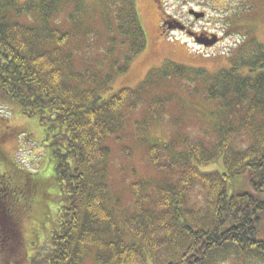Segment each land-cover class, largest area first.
Listing matches in <instances>:
<instances>
[{
  "label": "trees",
  "instance_id": "obj_1",
  "mask_svg": "<svg viewBox=\"0 0 264 264\" xmlns=\"http://www.w3.org/2000/svg\"><path fill=\"white\" fill-rule=\"evenodd\" d=\"M109 1L117 6L119 33L130 41V61L145 45L136 1ZM67 5L72 7L69 17L75 14L78 21L80 0H0V101L37 118L48 149L47 178L18 171L14 163L0 170V185L6 187L0 198H9H2L6 209L19 211L20 222L34 203L31 215L40 212L34 223L47 232L45 242L32 241L39 245L33 246L28 264H83L90 256L95 264H204L209 255L228 256L226 247L246 256L255 253L264 262L263 44L250 38L247 44L254 51L247 57L238 50L226 70L212 76L207 91L217 104L218 124L211 140L185 136L148 145L150 166L173 179L154 187L148 181L131 182L132 202L122 207L107 182L105 142L122 129L124 111L145 102L143 86L107 95L104 85L111 76L100 80L91 69H74L79 49L68 43L80 28L64 30L56 23ZM168 100L150 98L148 116L160 119ZM136 123L140 137L144 127ZM5 127L0 137L24 132ZM219 158L221 169H200ZM11 172L31 195L38 187L44 192L38 208L35 196L26 199L21 185L6 179ZM194 185L202 194L197 208L187 206ZM11 240L14 253L15 234ZM12 258L8 255L6 264Z\"/></svg>",
  "mask_w": 264,
  "mask_h": 264
},
{
  "label": "rangeland",
  "instance_id": "obj_2",
  "mask_svg": "<svg viewBox=\"0 0 264 264\" xmlns=\"http://www.w3.org/2000/svg\"><path fill=\"white\" fill-rule=\"evenodd\" d=\"M135 1L145 45L130 61L127 60L130 56V41L119 33L118 19L115 18L117 6H112L109 0H80L82 7L78 11L76 22L75 14L69 17L72 14L70 5L65 6L56 17V23L64 30L80 28L76 37L68 43V46L79 49L75 54L74 69H91L100 80L112 77V81L104 85V94L110 95L122 87L143 86L145 102L134 109H126L122 129L105 142L110 151L107 182L122 207L129 206L132 202L131 182L148 181L154 187L172 177V174L150 166L148 145L171 140L179 142L185 136L193 140L204 139L205 143L211 140L212 129L218 124L217 104L208 98L207 91L214 81L211 80L212 76L225 71L230 60L239 55L238 50L242 51L240 55L248 57L254 51V47L251 49V44H247L250 38H257L264 46V0H158V4L153 0ZM189 9L206 15L200 20H194L187 15ZM163 14L189 24L195 30L204 33L205 30L209 31L219 36L220 42L211 48L200 46L185 32L174 30L171 26L173 19L162 24ZM124 67L126 70L120 73L119 70ZM178 69L184 71L181 73ZM261 70L264 71V67ZM153 97L169 99L163 104L160 119L148 116V101ZM136 122L144 127L140 137L136 136ZM0 124H3V127L0 125V135L7 125L19 126L24 130L17 138L7 135L0 137V170H8L15 165L20 168L18 171L27 170L37 173L35 176L39 175L41 179L47 178L49 174L45 169L48 149L43 146V128L37 118L20 114L12 102L3 100L0 101ZM214 168H222L220 158L217 164L200 169L209 171ZM6 179L10 183L20 184L24 197L27 199L29 195L30 198L31 189L19 182L13 172ZM4 188L6 187L0 185L1 193ZM2 195L0 264H6L8 255H13V258L7 264H28V257L30 259L34 255L33 246L39 245H32V241L37 239L36 241L43 243L47 237V232L44 229L39 231L34 223V219L40 217V212L31 215L35 204L30 200V215H22L25 220L30 218L27 221L22 218L19 222L17 214L20 212L12 214L8 211L2 198L7 201L9 198ZM31 196L38 200H35L38 208L44 192L38 187ZM187 199V206L197 208L202 205L198 185H194L189 191ZM14 234L17 241L15 255L11 252V245L15 243L11 240ZM224 251L228 256L214 258L209 255L204 264L211 261V264H264L255 253L250 254L251 256L242 255L233 247H226ZM83 264H95L93 256Z\"/></svg>",
  "mask_w": 264,
  "mask_h": 264
},
{
  "label": "water",
  "instance_id": "obj_3",
  "mask_svg": "<svg viewBox=\"0 0 264 264\" xmlns=\"http://www.w3.org/2000/svg\"><path fill=\"white\" fill-rule=\"evenodd\" d=\"M189 14L192 15L194 19H200V18L204 17V12H197V11H195L193 9L189 10ZM172 28L179 29V30H184L185 29L184 25L181 24L180 22H177V21H175V23L172 26ZM187 33L189 35H193L192 32L188 31ZM195 41L198 44H202V45H204L206 47H210V46H212V45H214L216 43L217 38H216V36L213 35L211 39L206 41V40L202 39L201 37H195Z\"/></svg>",
  "mask_w": 264,
  "mask_h": 264
},
{
  "label": "flooded vegetation",
  "instance_id": "obj_4",
  "mask_svg": "<svg viewBox=\"0 0 264 264\" xmlns=\"http://www.w3.org/2000/svg\"><path fill=\"white\" fill-rule=\"evenodd\" d=\"M153 2H155L156 4H158V0H153ZM159 6V5H158ZM188 15V14H187ZM189 17H190V15H188ZM173 18H171V17H168V16H166L165 14H163L162 15V24L164 23V22H171V20H172ZM182 22V21H181ZM183 23V22H182ZM174 23H173V20H172V22H171V25H173ZM185 24V28H186V30H192L193 32H195L196 34H198V35H201V37L203 38V39H205L206 41L209 39V37H210V34H212L211 32H209V31H206L205 30V33L204 32H202L201 30H195V29H193V27L191 26V25H189V24H186V23H184ZM218 39L220 40V37L218 36Z\"/></svg>",
  "mask_w": 264,
  "mask_h": 264
}]
</instances>
